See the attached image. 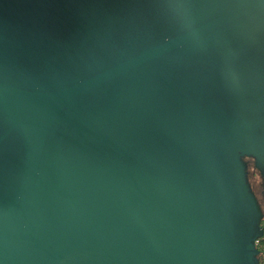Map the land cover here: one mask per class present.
<instances>
[{
    "label": "water",
    "instance_id": "obj_1",
    "mask_svg": "<svg viewBox=\"0 0 264 264\" xmlns=\"http://www.w3.org/2000/svg\"><path fill=\"white\" fill-rule=\"evenodd\" d=\"M263 217L261 0H0V264H260Z\"/></svg>",
    "mask_w": 264,
    "mask_h": 264
},
{
    "label": "flooded vegetation",
    "instance_id": "obj_2",
    "mask_svg": "<svg viewBox=\"0 0 264 264\" xmlns=\"http://www.w3.org/2000/svg\"><path fill=\"white\" fill-rule=\"evenodd\" d=\"M253 175H257L258 176L259 182H258L257 186H259V184L261 182H260V177H259V175H258L256 170H252L251 176H253ZM257 189H256V191H257ZM261 199H263V198H261ZM262 226H263V229H264V217H263V220H262ZM257 248L259 250V254H258L259 263L260 264H264V233H263V236L260 237L258 242H257Z\"/></svg>",
    "mask_w": 264,
    "mask_h": 264
},
{
    "label": "rangeland",
    "instance_id": "obj_3",
    "mask_svg": "<svg viewBox=\"0 0 264 264\" xmlns=\"http://www.w3.org/2000/svg\"><path fill=\"white\" fill-rule=\"evenodd\" d=\"M250 181L256 190L258 188L257 184L259 182L258 176L257 175L250 176Z\"/></svg>",
    "mask_w": 264,
    "mask_h": 264
},
{
    "label": "snow or ice",
    "instance_id": "obj_4",
    "mask_svg": "<svg viewBox=\"0 0 264 264\" xmlns=\"http://www.w3.org/2000/svg\"><path fill=\"white\" fill-rule=\"evenodd\" d=\"M262 3H264V0H261Z\"/></svg>",
    "mask_w": 264,
    "mask_h": 264
}]
</instances>
